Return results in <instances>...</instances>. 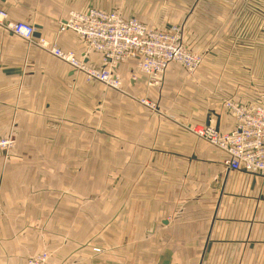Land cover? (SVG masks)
Wrapping results in <instances>:
<instances>
[{"label": "crops", "instance_id": "crops-1", "mask_svg": "<svg viewBox=\"0 0 264 264\" xmlns=\"http://www.w3.org/2000/svg\"><path fill=\"white\" fill-rule=\"evenodd\" d=\"M99 6V0H0L12 20L78 55L83 41L59 33L60 22L70 10H115ZM85 60L100 66L99 53ZM123 64L119 73L136 70L134 61ZM184 73L171 64L165 84L185 83ZM137 77L128 88L143 89L145 76ZM96 86L0 26V136L17 141L7 157L0 155V264H24L40 251L50 253L49 264H264V178L227 171L221 151L164 120L151 138L141 128L135 144L120 149L141 161L109 163L125 177L94 180L85 192L83 174H69L85 169L84 148L50 139L67 136L70 122L79 129V116L70 117L71 89ZM204 93L182 98L191 120L213 118L223 131L232 129L233 118ZM64 234L68 250L60 247Z\"/></svg>", "mask_w": 264, "mask_h": 264}, {"label": "rangeland", "instance_id": "rangeland-1", "mask_svg": "<svg viewBox=\"0 0 264 264\" xmlns=\"http://www.w3.org/2000/svg\"><path fill=\"white\" fill-rule=\"evenodd\" d=\"M99 2V7L119 10L123 15L135 17L156 29L177 28L185 47L198 54L202 61L195 73H184V85L165 84L164 76L156 87H148L145 78L142 90L131 89L128 88V79L135 77L134 80L138 81L137 74L140 73L137 69L125 68L120 73L117 70L123 83L122 90H114L97 82L90 83L98 86L84 87L82 91L71 89L69 112L70 117L76 119L79 116V129H72L71 125L76 124L70 122V129L64 131L67 136H60L58 133L50 140L53 145H76L84 148L85 169L69 171V174H83L86 193L91 191L94 180L126 176L125 170H115L109 163L141 161L140 154L120 151L135 144L132 142L133 136L140 135L141 128L144 134L149 132L150 138L154 129L161 128L163 120L175 128L187 130L186 126L194 122L189 116H195L191 114L193 111L187 104L188 101L186 104L182 103V98L188 91L199 97L205 91L212 98L211 103L220 107L225 99L244 104L264 100V0ZM174 66L181 67L178 64ZM78 76L87 85L84 77ZM210 87V92L205 90ZM76 100L79 106H76ZM144 100L150 104L145 105ZM63 127L65 126L61 125ZM0 138L12 141L11 146L0 149V155L7 157L17 141L12 136ZM112 148H117V152L109 153L115 151ZM93 162L102 164L96 168V163ZM59 236L62 237L60 247L68 250L70 235ZM71 242L75 246V241ZM47 253L50 259V253Z\"/></svg>", "mask_w": 264, "mask_h": 264}, {"label": "built area", "instance_id": "built-area-1", "mask_svg": "<svg viewBox=\"0 0 264 264\" xmlns=\"http://www.w3.org/2000/svg\"><path fill=\"white\" fill-rule=\"evenodd\" d=\"M0 26L46 50L73 72L82 75L87 83L97 82L114 90H122L117 67L127 61H134L148 87L158 86L171 64H178L185 72L193 74L202 61L198 54L185 47L177 28L156 29L135 17H124L119 10L88 7L67 13L58 32L75 33L84 44L82 55L63 50L55 41L44 37L35 38L33 25L12 20L1 7ZM90 53L100 54L99 67L86 62ZM143 102L150 104L147 100ZM222 108L234 120L232 129L223 131L211 118L203 124L191 123L186 126L187 130L224 154L222 163L227 171H243L264 178V100L244 104L225 99ZM11 144L10 139L0 138V149ZM24 264H49V254L38 252Z\"/></svg>", "mask_w": 264, "mask_h": 264}, {"label": "water", "instance_id": "water-1", "mask_svg": "<svg viewBox=\"0 0 264 264\" xmlns=\"http://www.w3.org/2000/svg\"><path fill=\"white\" fill-rule=\"evenodd\" d=\"M39 35L37 33H34V37H38Z\"/></svg>", "mask_w": 264, "mask_h": 264}]
</instances>
